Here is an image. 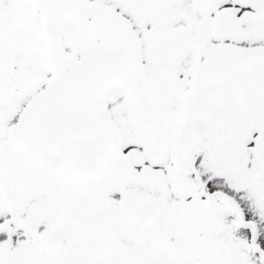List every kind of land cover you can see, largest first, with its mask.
<instances>
[{"label":"snow or ice","instance_id":"obj_1","mask_svg":"<svg viewBox=\"0 0 264 264\" xmlns=\"http://www.w3.org/2000/svg\"><path fill=\"white\" fill-rule=\"evenodd\" d=\"M0 264H264V0H0Z\"/></svg>","mask_w":264,"mask_h":264}]
</instances>
